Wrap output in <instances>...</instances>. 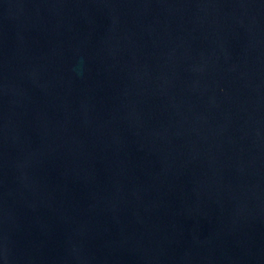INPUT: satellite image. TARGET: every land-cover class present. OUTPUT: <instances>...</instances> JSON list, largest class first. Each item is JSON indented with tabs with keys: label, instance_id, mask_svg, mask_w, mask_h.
<instances>
[{
	"label": "water",
	"instance_id": "obj_1",
	"mask_svg": "<svg viewBox=\"0 0 264 264\" xmlns=\"http://www.w3.org/2000/svg\"><path fill=\"white\" fill-rule=\"evenodd\" d=\"M0 264H264V0H0Z\"/></svg>",
	"mask_w": 264,
	"mask_h": 264
}]
</instances>
